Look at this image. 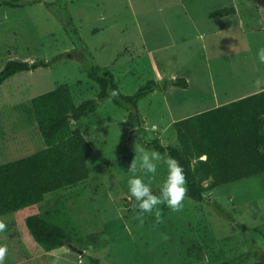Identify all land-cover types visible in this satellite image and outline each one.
Listing matches in <instances>:
<instances>
[{"label": "rangeland", "instance_id": "rangeland-1", "mask_svg": "<svg viewBox=\"0 0 264 264\" xmlns=\"http://www.w3.org/2000/svg\"><path fill=\"white\" fill-rule=\"evenodd\" d=\"M20 1L31 5L0 8V71L9 61L50 62L65 56L0 86V146L5 147L0 166L44 149L32 99L63 85L71 89L76 106L97 99L99 87L87 78V67L108 68L125 96L148 81L185 79L190 87H170L139 103L145 146L130 139L129 112L112 101L73 122L93 150L90 178L47 195L33 212L1 217L8 226L0 232V244L8 247L4 264H92L89 258L101 264H221L245 255V264H264V176L206 192L202 203L185 197L177 212L158 205L163 222L156 223L155 210L144 213L142 222L138 218L126 173L135 149L138 158L139 148L152 150L148 145L155 140L180 148L175 121L212 108L215 100L223 103L249 88H264V64L256 55L264 47V0ZM256 5L262 7L261 19L255 16L244 28L234 16L211 18L221 9L236 8L241 15ZM83 43L89 54H73ZM166 174L161 162L152 189ZM31 214L48 216L73 242L41 253L25 227ZM241 228L260 232L250 235Z\"/></svg>", "mask_w": 264, "mask_h": 264}, {"label": "trees", "instance_id": "trees-1", "mask_svg": "<svg viewBox=\"0 0 264 264\" xmlns=\"http://www.w3.org/2000/svg\"><path fill=\"white\" fill-rule=\"evenodd\" d=\"M30 5L20 0H0V8L23 9ZM234 14L233 8H226L216 11L211 18ZM75 42L76 39L73 44ZM76 51L81 55L89 54L84 43L76 46L73 54ZM64 56L50 62L9 61L0 71V86L19 73L48 68ZM86 73L87 78L99 87L96 100L76 106L71 89L63 85L29 103L44 149L25 159L0 166V218L33 212L47 195L89 180L88 161L93 150L83 134L72 128L73 122L96 113L102 103L112 101L129 112L126 123L130 139L145 146L139 103L149 95L170 87H189L185 79L148 81L134 95L125 96L108 68L87 67ZM174 129L180 148L164 147L158 140L148 147L180 162L187 180L185 197L192 201L202 203L206 192L264 176V91L178 121ZM159 188L153 189L154 194H160ZM131 205L137 209L134 199ZM25 227L41 253L53 252L73 242L71 234L46 215H29ZM241 229L250 235L260 232L258 229ZM248 259L249 256L245 255L221 264H245ZM89 260L92 264H101L97 259Z\"/></svg>", "mask_w": 264, "mask_h": 264}, {"label": "clouds", "instance_id": "clouds-1", "mask_svg": "<svg viewBox=\"0 0 264 264\" xmlns=\"http://www.w3.org/2000/svg\"><path fill=\"white\" fill-rule=\"evenodd\" d=\"M257 59L260 64H264V47L257 50ZM135 149V157L128 165V193L130 198H134L136 207L139 209L138 218L143 220V214H151L155 210V222L162 223L161 211L157 207L164 204L172 211H180L183 207L182 201L187 193V180L185 171L180 162L162 154L154 149L149 150L143 147ZM163 162L166 165L167 174L159 188V195L154 194L151 187L152 181L157 175L158 165ZM7 224L0 221V232L7 229ZM8 252L7 245L0 244V264H4L5 255Z\"/></svg>", "mask_w": 264, "mask_h": 264}, {"label": "crops", "instance_id": "crops-1", "mask_svg": "<svg viewBox=\"0 0 264 264\" xmlns=\"http://www.w3.org/2000/svg\"><path fill=\"white\" fill-rule=\"evenodd\" d=\"M234 10H235V14L234 15H231V16H234V17H236L237 18V20H238V24H239V27L240 28H244V22H247V23H252L254 20H255V16H259L260 15V13H261V9H262V7L260 6H258V5H256V7L254 8V9H248V8H246L244 11H243V13L241 14V15H239L240 14V11L239 10H237L236 8H233ZM262 11H263V13H264V7H263V9H262ZM261 17L262 16H259V18L261 19ZM262 20H264V19H262ZM253 29H256L255 27H253ZM264 29V28H263ZM260 30H262V28H260ZM257 32H260V31H257ZM233 76V75H232ZM160 82V81H159ZM189 84V87H190V83H188ZM188 87V88H189ZM210 90H211V92L212 93H217L218 92V89L217 88H210ZM262 91H264V88H249V89H247V90H245V91H241L242 93H245L246 92V94L245 95H242L241 97H235V98H232V99H230L229 101L230 102H234V101H237V100H240V99H243V98H245V97H248V96H251V95H254V94H257V93H260V92H262ZM167 92V91H166ZM165 92V93H166ZM247 92H249V93H247ZM229 101H224L223 103L220 101V100H215V102H214V106L212 107V108H209V109H207V110H202V111H198V112H196L195 114H193L192 116H195V115H198V114H201V113H204V112H207V111H209V110H212V109H215V108H218V107H220V106H223V105H225V104H228V102ZM227 102V103H226ZM186 118H189V117H186ZM183 120V119H182ZM179 121V120H178ZM181 121V120H180ZM175 123H176V121H175ZM27 129H28V127H26ZM26 128L24 129L25 131H27L26 130ZM36 128H37V125H36ZM38 130V129H37ZM9 135H11V132L9 133ZM5 138V137H4ZM2 142V141H1ZM3 142H2V146H0V154H2V149H3ZM5 148V147H4ZM13 215H15V214H13ZM26 221V220H25Z\"/></svg>", "mask_w": 264, "mask_h": 264}]
</instances>
